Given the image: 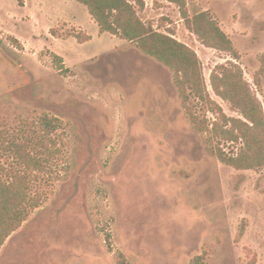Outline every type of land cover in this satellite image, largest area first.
<instances>
[{
	"label": "rangeland",
	"instance_id": "374dc122",
	"mask_svg": "<svg viewBox=\"0 0 264 264\" xmlns=\"http://www.w3.org/2000/svg\"><path fill=\"white\" fill-rule=\"evenodd\" d=\"M185 3L234 52L203 46L172 3L132 5L196 53L206 91L188 107L208 124L244 121L212 90L223 67L240 73L264 116V0ZM175 81L135 43L100 34L76 0H0V127L60 119L52 138L63 169L1 247L0 264H117L119 255L128 264H264V166L236 170L210 154L245 146L197 132Z\"/></svg>",
	"mask_w": 264,
	"mask_h": 264
},
{
	"label": "trees",
	"instance_id": "16d2710c",
	"mask_svg": "<svg viewBox=\"0 0 264 264\" xmlns=\"http://www.w3.org/2000/svg\"><path fill=\"white\" fill-rule=\"evenodd\" d=\"M83 5L98 27L100 34L135 43L145 54L172 70L176 76L179 97L193 128L199 132L210 131L224 140H243L245 148L239 154L227 155L221 149H209L218 161L236 170H249L264 166V116L261 106L251 96L240 73H231L222 67L217 75L213 72L210 82L219 98L229 101L244 121L221 119L225 126L206 119L199 121L188 107L189 96L203 101L205 87L201 78L198 57L187 46L168 35L155 32L136 15L132 5L143 7V0H76ZM176 5L186 27L195 34L201 44L218 51L234 52L231 41L218 25L204 13L188 17L185 0H162ZM264 70V57L262 59ZM218 81V82H216ZM207 102L211 99L207 97ZM219 112L221 109L217 107ZM4 120V119H3ZM25 122V121H24ZM19 123L16 127H0V249L29 216L41 207L62 177V170L54 161L61 155V148L53 133L60 129L56 117L41 115L35 126ZM230 125L229 128L227 125ZM117 264H128L119 255Z\"/></svg>",
	"mask_w": 264,
	"mask_h": 264
}]
</instances>
